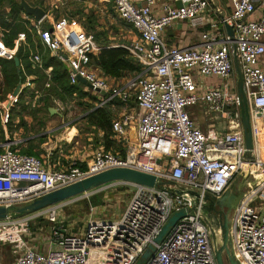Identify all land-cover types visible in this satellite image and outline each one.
<instances>
[{"label": "built area", "instance_id": "obj_1", "mask_svg": "<svg viewBox=\"0 0 264 264\" xmlns=\"http://www.w3.org/2000/svg\"><path fill=\"white\" fill-rule=\"evenodd\" d=\"M104 1L112 3L118 17L139 35L137 41L121 46L141 67V72L130 79H110L94 68L92 58L102 48L76 18L62 17L48 24L46 19H32L28 30L35 44L39 42L67 66L72 85L83 79L93 86L92 92L100 97L97 107L129 105L135 100L136 115L123 114L112 123L114 138L122 144L125 155L98 149L86 169L75 163L65 170H51L41 158L15 149L21 141L0 143V207L23 206L114 168L154 175L173 182V189L196 191L200 197L171 193L164 187L111 183L109 186L133 188L119 218H91L83 231L75 234L53 227L51 243L45 250L28 246L24 240L36 216L13 221L8 218L0 221V243L13 246L15 259L11 264H136L172 213L180 210L187 215L146 264H216L211 233L201 218L206 214L205 197L223 196L249 166L255 169L250 171L256 183L231 217L232 246L239 264H264V0H228L230 14L222 18L209 0H176L179 6L165 5L161 16L153 12L156 0H143L141 6L135 0ZM258 8L259 17L255 19ZM184 22L208 27L200 45L170 46L163 39L166 29ZM226 25L233 29L234 41ZM23 45L28 46L26 32L17 35L12 48L0 32V58L14 61ZM234 45L251 118L252 161L246 158ZM29 58L34 68L44 69L40 52L30 49ZM24 72L20 70L18 93L13 90L0 98L4 126L22 100L35 104L42 96L33 78ZM3 78L0 67V95ZM208 78L222 83L219 87H203ZM51 82L48 75L45 87L50 88ZM201 106L225 121L224 131H204L195 123L189 108ZM62 109L59 105L58 110ZM133 126L134 138L130 134ZM57 207L47 208L40 215L47 214L48 221L56 225Z\"/></svg>", "mask_w": 264, "mask_h": 264}, {"label": "crops", "instance_id": "obj_2", "mask_svg": "<svg viewBox=\"0 0 264 264\" xmlns=\"http://www.w3.org/2000/svg\"><path fill=\"white\" fill-rule=\"evenodd\" d=\"M26 1L29 3L28 0ZM39 1H40L39 3L40 5L38 7L43 8L47 13L45 17L47 24L58 18L69 17V18H76L85 25V21L88 19V17H90L91 15H94L95 17L99 18L98 14H104L105 11L108 10V6L112 4L104 0H98V1L94 0L93 2L92 1L86 2L83 0H39ZM78 1L81 2L82 7L78 8V10H76L77 8L75 7V9L71 10L69 14H67V12L69 11V9H67V11L64 12L66 16H64L62 14L63 12L60 10L59 11L61 13H58V12H55V13L53 12L54 14L52 13V11L55 10V9H52V7L54 6H56L55 8L59 9V6H65V5H68L69 3L74 4V5H79L77 3ZM209 1L213 9L220 10L219 13H217V16L222 18L230 14V6H229L228 0H209ZM84 2L86 3L85 5H83ZM135 2L138 6L144 5L143 0H135ZM169 4H174V6H177V7L179 6V3H177L176 0H156V4L153 7L154 14L157 16H161L163 14L164 6L169 5ZM259 6L260 4H257V7ZM113 9H114V6H113ZM259 12H260V8H258V11L254 14L253 18L255 19L258 18ZM22 18L24 21L27 22V28H28L33 18L29 17L26 13L22 14ZM126 25L129 26V29H128L129 32L127 30L126 34L124 33L125 37L122 38V40L125 41L123 44L124 46L128 45L129 43L133 41H137L139 39V35L137 34V32L130 25L128 24ZM207 29L208 27H205V26L204 27H200V26L193 27L189 23H185V22L177 23L169 27L168 29H166L162 33V37L166 41V43L170 46H177V47H184V48L195 47L201 44L202 33ZM123 45H119V46H123ZM20 48H23L24 54H26L25 49L27 48L31 49V46L28 44V46L23 45ZM20 48L17 51V57H18V52ZM31 50L38 51L41 53L43 57V61H44V69L33 67L30 61V58H29L30 52L27 53L28 58L26 59L25 62H22L20 60L19 69L20 68L22 70L24 69L25 71L24 75L26 73L27 75L33 78L35 88L38 92H41L42 96L40 97V99L36 100L35 104H27L26 101L22 100L18 107H23V109L32 107L34 108L33 110H36V109L41 110L42 107L46 105H50L51 107L49 108V111L50 110L53 111V114L51 112H50V115H46L43 112L39 114V115H43L40 117V124H39L40 130H42V133L39 135H36V134L33 135L31 137L32 139H28L27 141L34 140V139L37 140L41 136L44 137L43 138L44 143L42 144V146L45 148V150L43 149L44 151H42V153L44 154L39 153L38 157L41 158L45 166L51 170H65V169L70 168L75 163L77 164L79 168L86 169L87 165H89L94 159L95 152L98 149L104 148V145L102 142L104 133L102 130L97 129L94 126L92 127L89 126L87 122V117H86L88 113L84 115H79L78 117L73 118L70 114L61 112L63 109L58 110L57 106L59 105L62 107L64 106L63 104L64 101L61 100L60 98L51 97L52 98L51 100H49L48 102L47 101L45 102L44 99L45 98L47 99L50 96L49 89L51 88L52 85L55 84L53 83V69L54 68L53 66L48 65L50 63L49 61L51 57L48 55V51L44 49V47L41 44H39V42H37V44H35V48ZM0 59H3V58H0ZM3 60H7V59H3ZM46 63H48L47 64L48 66L46 65ZM263 68H264V58H263ZM66 69H67V66H66ZM48 75L52 76V82H51L52 84L50 88L45 87L46 83L48 82ZM41 77H43V80H41ZM220 82L221 81H219V79L217 78H208L203 81L202 86L210 87V88L219 87L221 85ZM85 90H88V88H86ZM90 91L92 92L91 89ZM73 97H68V99L69 98L77 99L75 95ZM97 98H98V102L96 104H98L100 101V97L98 95H97ZM87 102H91V101L89 99H77L78 106H81L80 104L87 103ZM54 103L56 104V106L54 105ZM73 103L75 106H77L76 101H74ZM115 105L112 106V110H115L114 108ZM122 107L124 106L122 105ZM124 110L125 109L123 108L119 116H117L114 112L115 119L125 114L126 110L125 112ZM132 110L135 112L133 115H136L137 113L136 108L134 109L132 108L131 111ZM189 113L191 117L193 118V120L195 121V123L198 126H200L202 130L204 131H208L211 128H216L219 131H224L225 129V123H224L225 121L222 120L220 116H217L211 113L208 110L207 106H201V107H196V108L191 107V109L189 110ZM20 116L21 115H19V120L21 119ZM37 118L38 117H36V119ZM23 119L26 120V117H23ZM43 129H45V131ZM130 134L132 138L135 137L134 126L130 129ZM113 139L116 140L114 136H113ZM81 140L85 141L84 145L91 146V143H92L98 148L97 150L94 151L92 159H89L87 157L89 155H87L86 152L83 151L85 147H82V150L80 151L79 147L76 146L78 143L80 144V142H83ZM116 141L118 145L123 147L122 144L118 142V140ZM50 143H53L55 145V149H46V147H48ZM63 230H67V229L64 228Z\"/></svg>", "mask_w": 264, "mask_h": 264}, {"label": "water", "instance_id": "obj_3", "mask_svg": "<svg viewBox=\"0 0 264 264\" xmlns=\"http://www.w3.org/2000/svg\"><path fill=\"white\" fill-rule=\"evenodd\" d=\"M20 7L29 17H32L37 22L44 20L47 15L46 11L43 8L34 7L30 5L26 0H20ZM226 29L232 41H234L233 29L229 25H226ZM14 63L18 69V73H20L19 57L14 58ZM234 67L238 75V94L240 97L242 124L245 134L247 150L246 158L252 161L251 153L254 149V144L252 137L251 118L248 101L244 93L243 76L241 73L235 45ZM79 83L86 85L91 90L93 89V86L89 83H86V81L83 79H80ZM18 90L19 84L16 87L14 93L17 94ZM95 91L97 93H100L102 96L107 95V93L104 91H99L98 89H96ZM50 112L53 114V111L50 110ZM114 182H125L152 188L164 187L171 193H187L195 197L196 199L200 197L199 193L196 191L183 192L181 190L173 189L171 187L174 185L173 182L162 181L154 175H150L130 168H114L98 173L96 175L89 176L63 189L53 191L23 206L15 208L0 207V220L8 219L11 216L16 215H28L41 212L47 208L62 204L76 197L110 185ZM255 183L256 180L252 178L251 171L247 170L243 173L241 182L238 183L237 181H235L231 186L232 188L229 189L220 198H212L209 195H206L205 197V200L207 201V204L204 206L206 214L202 215L201 218L203 222L208 226L211 233V242L216 264H226V262L228 264H239L235 259L233 252L231 237L232 221L230 219V213L237 209L240 202L243 200L250 188L255 185ZM186 215L187 212L185 210L175 211L174 213H172V215L162 227L158 236L154 239L153 243L147 247L136 264H146L156 252L157 246H159L166 239L177 222L180 219L184 218Z\"/></svg>", "mask_w": 264, "mask_h": 264}, {"label": "rangeland", "instance_id": "obj_4", "mask_svg": "<svg viewBox=\"0 0 264 264\" xmlns=\"http://www.w3.org/2000/svg\"><path fill=\"white\" fill-rule=\"evenodd\" d=\"M83 1L93 2L94 0H83ZM77 3L79 5H74L69 3L68 5L65 6H59V9L55 8L56 6H54L52 7V9L55 10L52 11V13L53 12L61 13L60 11H62L63 12L62 14L66 16L64 12H66L67 9H69V11L67 12V14H69L71 10L75 9V7L77 8L76 10L82 7L81 2L78 1ZM85 4L86 3L84 2L83 5ZM98 15H99L98 21L100 26L98 27L97 30L100 32L108 31L109 35H111V37L115 40L112 47L117 46L119 43L117 41H119L120 38L122 39L123 37H125L126 31L129 29V26L123 23L122 20L118 17L117 13L113 9L112 4L108 6V10H106L104 14H98ZM0 32L4 34L1 28H0ZM89 32L95 38V32L92 31ZM16 38L14 40H16ZM25 52L29 53L30 50L27 48L25 49ZM131 77L133 76L124 78V80L130 79ZM18 84L16 85V87L18 86ZM16 87L13 90H15ZM0 98H2V94L0 95ZM77 99L67 98L66 101L63 102L64 106L61 112L70 114L73 118H76L79 115L87 114L85 107L78 106ZM74 101H76L77 106L74 105L73 103ZM54 105L56 106L55 103ZM135 105H136L135 100L133 99L129 105H123L124 107H122V105L120 106L115 105L114 107L115 110L113 111L117 116H119L121 114L122 109L124 108L126 110L125 114H129V115L134 114L135 112L133 110L131 111V109L136 108ZM46 107L47 106H45L44 108L42 107L43 108L42 110L44 109L46 110ZM192 108H196V107H192ZM33 109L34 108L32 107H29L27 109H23V107L15 108V110H12V114H11V120L12 117H14L12 122H9L6 126H4L0 121L1 144H5L7 141L8 142L21 141L20 145L15 147V149L20 150L21 148L23 147L25 148L27 146V142H28L27 140L32 139L31 137L33 135H35L38 132L42 133L39 124H40V117L43 115H39L37 119L34 118L32 112ZM190 109L191 108H189V110ZM19 115L26 117V120L21 122L20 121L21 119L19 120ZM43 130L45 131V129ZM84 142L85 141L80 142V144L78 143L76 146L79 147L80 151L82 150V147H85L83 151L86 152L87 155H89L87 156L89 159H92L94 151L97 150L98 148L92 143L91 146L84 145ZM35 145H38V141H35ZM43 149L45 150V148L42 145L41 146L38 145L36 148V150L40 154L42 153V151H44ZM46 149H55V145L53 143H50V145H48ZM242 176L243 175L239 176L236 179L238 183L241 182ZM107 186H104L90 193L84 194L82 196L76 197L62 204H59L57 207L58 219L56 225H53L48 221L47 214L40 215L46 209L41 212H37L36 214L35 213L28 214V216L33 215L36 217L32 218L29 225V230L26 232L24 236L25 243L28 246L35 247L37 250H45L47 247H49L51 243V234L53 227H57L60 229L65 228L70 234L81 233L91 218L104 217L109 213V209L111 208L113 209L111 210L113 214L108 218H119V215L127 207V203L133 193V188L124 184H115V185H111V186L107 185ZM99 193L102 195L101 203L102 202L103 203L100 204L99 207L95 208V206L92 204V198L95 195H99ZM83 202H86L87 206H83L82 205ZM233 214L234 212L231 215ZM24 216L27 215L18 216V217L11 216L10 219L8 220L11 221L17 220ZM3 220L8 221L7 219H3ZM14 259H15V254H14L13 246L9 244L0 243V264H11L14 261ZM226 264L228 263L226 262Z\"/></svg>", "mask_w": 264, "mask_h": 264}, {"label": "trees", "instance_id": "obj_5", "mask_svg": "<svg viewBox=\"0 0 264 264\" xmlns=\"http://www.w3.org/2000/svg\"><path fill=\"white\" fill-rule=\"evenodd\" d=\"M30 5L34 7H38L40 4L39 0H28ZM25 13L24 10L20 7V0H0V28L4 32V41L7 46L13 47L14 39L20 32H26L28 36V44L31 46V49L35 48V42L31 36L27 28V22L23 20L22 14ZM85 25L89 31L95 32V42L96 44L102 48L100 52L93 56L92 65L94 68L101 70L104 75L109 77L110 79L120 80L130 76L137 75L141 72V67L138 63H136L133 58L130 56L129 52L119 46L112 47L115 40L109 35L108 31H98V27L100 26L98 22V18L94 15L88 17L85 21ZM132 27V26H131ZM118 45H123L125 41L119 39ZM50 63H46V65L53 66V83L49 89L50 96L45 100V102L51 100V97L60 98L63 101H66L68 97H73L74 95L78 99H89L91 102L80 104L82 107H85L87 111V122L89 126H94L97 129L103 131V145L104 150L107 152L120 153L121 155H125V149H123L120 145H118L117 141L113 139L112 132V123L115 119L114 111L112 110V106L115 104H109L103 107H97L98 98L96 94L90 93V89L86 87V85L76 84L72 85L69 80L68 71L66 69V65L59 60L55 59L50 55ZM18 57L22 62H25L28 58L27 53L24 54L23 48H20L18 52ZM0 65L2 67V73L4 76V90L2 91V98H4L5 93L13 91L18 82L20 81L21 73H18V69L14 63V61H7L0 59ZM47 65V66H48ZM43 80V77H41ZM88 88V90H85ZM44 102V103H45ZM119 105L120 104H117ZM46 110H32L33 117L36 118L38 115L43 112L46 115H50L49 108L50 105H46ZM12 120L10 122L13 121ZM21 121H23V116H20ZM12 125V124H11ZM10 125V126H11ZM41 134L40 132L36 133V135ZM44 137L41 136L39 139L30 140L27 143V146L20 149L22 154L39 156V152L36 150L37 146H41L44 143ZM35 141H38V145H35ZM15 148V147H14ZM2 150H0L1 152ZM102 195H95L92 198V204L95 208L99 207L101 203ZM83 206H87L86 202H83ZM112 208L109 209V213L105 215L106 217H110L113 212ZM23 216V215H16Z\"/></svg>", "mask_w": 264, "mask_h": 264}, {"label": "bare ground", "instance_id": "obj_6", "mask_svg": "<svg viewBox=\"0 0 264 264\" xmlns=\"http://www.w3.org/2000/svg\"><path fill=\"white\" fill-rule=\"evenodd\" d=\"M247 170H255L253 167H248ZM260 178V177H259Z\"/></svg>", "mask_w": 264, "mask_h": 264}, {"label": "flooded vegetation", "instance_id": "obj_7", "mask_svg": "<svg viewBox=\"0 0 264 264\" xmlns=\"http://www.w3.org/2000/svg\"><path fill=\"white\" fill-rule=\"evenodd\" d=\"M231 188H232V187H230V189H231ZM233 212H234V211H233ZM233 212H231V213H230V219H231V217H232V215H231V214H232Z\"/></svg>", "mask_w": 264, "mask_h": 264}]
</instances>
